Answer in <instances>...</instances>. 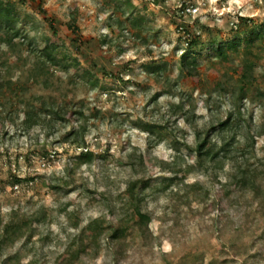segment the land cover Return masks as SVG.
Masks as SVG:
<instances>
[{"label": "rangeland", "instance_id": "374dc122", "mask_svg": "<svg viewBox=\"0 0 264 264\" xmlns=\"http://www.w3.org/2000/svg\"><path fill=\"white\" fill-rule=\"evenodd\" d=\"M11 1L22 30L38 43L57 34L62 42L54 45L56 51L79 64L67 73L72 81L56 72L48 88L31 85L23 74L36 106L46 103L40 111L47 124L26 128L16 111H0V222L31 206L52 205L51 240L42 264H264V237H257L264 231V213L218 201V173L195 172L194 159L179 153L162 130L169 123L191 142L196 126L206 127L219 110L234 107L237 85L248 71L245 112L251 111L256 131L262 128L254 151L264 160V96L257 97L264 92V0H40L45 13L34 10L32 0ZM181 26L196 40L188 54L195 62L180 60L188 37ZM255 27L262 37L249 41ZM233 41L238 49L229 46ZM213 42L222 43L227 55L209 56ZM219 83L230 93L225 101ZM181 97L191 108L188 121L175 123L168 105ZM86 107L85 145L96 155L91 162L77 159L79 139L67 134L73 112ZM146 124L159 137L150 149ZM232 134L244 142L237 130ZM181 168L179 194L156 188L141 202L153 219L154 241L114 244L79 258L64 255L75 224L104 209L80 193V184L116 194L132 180ZM55 183L71 189L64 194ZM14 249L1 246L0 260Z\"/></svg>", "mask_w": 264, "mask_h": 264}, {"label": "trees", "instance_id": "16d2710c", "mask_svg": "<svg viewBox=\"0 0 264 264\" xmlns=\"http://www.w3.org/2000/svg\"><path fill=\"white\" fill-rule=\"evenodd\" d=\"M5 1L7 4L2 8L4 0H0V12L4 17L3 23H0V106L3 105L0 111L5 109L16 111L26 128L43 126L48 121L47 116L40 110L47 108L46 103H42L41 109L36 106L34 97L29 96L31 92L28 90L26 81L28 80L31 85H41L44 88L54 86L56 72L68 75L70 69L79 64L78 58L72 57L67 52L56 51L54 45L62 42L57 34H54L51 39L45 38L41 43L34 40L28 32L21 29L18 25L19 20L13 17L15 2ZM32 3L34 10L45 13L42 1L32 0ZM181 29L188 37L180 60L184 63L191 58L192 62H195L197 57L194 55L188 58V54L196 44V40L190 39L189 31L183 26L179 28V31ZM261 33L262 31L255 27L248 40L262 37ZM213 43L214 47L207 51L209 56L220 58L227 55L222 43ZM229 46L232 49H238L239 42L233 41ZM23 74L27 76V80L23 78ZM68 77L70 81L73 80L71 74ZM251 77V72L242 73L237 85L238 92L233 97L234 107L219 110L221 114H215L214 120H211L208 126L202 128L196 126V136L191 142L181 139L176 132L179 129L169 123L162 130L171 135L173 145L179 153L187 152L194 159L191 167L195 172L205 175L218 173L222 179L218 186L222 192L220 196H217L218 201L224 198L231 206L243 207L249 212L264 213V160L254 151L256 137L262 133V128L259 127L256 131L251 111L245 112L246 104L244 103ZM218 85L220 98L225 101L230 93L223 84ZM4 87L7 90L2 92ZM4 96L6 99L2 104ZM260 96H264V92L260 91L257 94V97ZM186 101L188 98L185 100L182 97L174 98L168 105L175 123L180 120L188 121L187 114L191 106L187 105ZM89 112V107L83 111H74L75 120L67 133L79 139L76 142L78 141L77 145L82 149L77 159L81 162H91L96 157L95 153L86 147L84 140ZM234 113H236L235 116ZM144 126L148 132L147 148L150 149V145L156 144L159 137L151 124ZM233 130H237V134L242 135L244 142L238 137L234 138ZM182 170L183 168L170 175L137 178L116 194L103 191L98 186L91 187L88 182L80 184L78 188L80 193L101 202L104 209L87 220L85 224H75L76 232L73 239L64 246V255L79 258L85 253L98 254L104 248L114 244L130 242L135 245H147L154 241L156 236L153 219L141 208V202L156 188L160 191L170 189L172 193L179 194ZM15 181H20V178L16 176ZM54 187H58L64 194L71 189L67 183H55ZM217 200L214 197L212 202L216 203ZM183 204L189 206V203L185 201ZM53 210L52 205L42 203L21 210L15 217L0 222V247L15 248L0 260V264H42L41 261L47 256L48 241L51 240ZM257 237H264V231L259 232ZM198 264H203V260Z\"/></svg>", "mask_w": 264, "mask_h": 264}]
</instances>
